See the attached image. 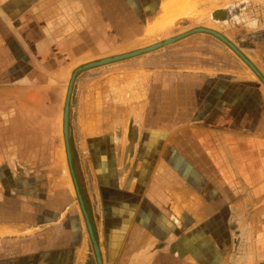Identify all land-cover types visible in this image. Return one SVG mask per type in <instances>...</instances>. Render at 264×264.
<instances>
[{
    "label": "crops",
    "instance_id": "1",
    "mask_svg": "<svg viewBox=\"0 0 264 264\" xmlns=\"http://www.w3.org/2000/svg\"><path fill=\"white\" fill-rule=\"evenodd\" d=\"M169 1L0 0V264H264V25L83 68Z\"/></svg>",
    "mask_w": 264,
    "mask_h": 264
},
{
    "label": "rangeland",
    "instance_id": "2",
    "mask_svg": "<svg viewBox=\"0 0 264 264\" xmlns=\"http://www.w3.org/2000/svg\"><path fill=\"white\" fill-rule=\"evenodd\" d=\"M249 1L248 3L246 0L169 1L165 6L168 11H165L166 15L164 16L163 19L162 18L160 19L161 20L160 25H158L159 32L161 31V33L156 34L157 29H155V31L153 29L154 32L152 34L154 38L153 42L158 43L164 41L168 37H174L176 35H179L180 33H184L199 27L214 29L224 35L227 34L226 36L229 37L231 41L233 40L239 41L238 39L240 38V36H238L239 35L238 33L245 34L249 30L251 23L252 24L256 23L259 26L264 25V0H249ZM152 2L153 1H151V3H146V5H150L152 8H155L154 11L152 12L154 13L156 11V4L154 7V3ZM233 6L235 7L237 6L239 8V12L233 14V15H237L239 19L238 17L236 19L235 17L229 16V19L223 20L224 17L217 18L216 15H214L217 12L218 14L222 12V16H225L226 12L222 10L223 9L227 11L231 10ZM235 31H237L238 38L235 37L234 34ZM234 37L236 39H233ZM85 39L86 38L83 37V42H86L87 44V41ZM85 46L87 47V45ZM111 56L114 55H110L108 57ZM120 60L122 61V59ZM120 60L108 62V64L107 63L105 64L106 65H111L113 63L116 64ZM90 73H91L90 75H96V72H94V70L93 72Z\"/></svg>",
    "mask_w": 264,
    "mask_h": 264
},
{
    "label": "water",
    "instance_id": "3",
    "mask_svg": "<svg viewBox=\"0 0 264 264\" xmlns=\"http://www.w3.org/2000/svg\"><path fill=\"white\" fill-rule=\"evenodd\" d=\"M197 31H204V32H208V33H211L213 35H215L216 37L220 38L222 41H224L226 44H228L238 55H240L242 57V59L247 63L249 64L252 69L258 74L261 76L259 70L254 66V64L235 46V44L233 42H231L224 34L214 30V29H211V28H206V27H199V28H195L193 30H190L188 32H185V33H182L180 35H176L174 37H169V38H166L164 41H161V42H158V43H154L152 45H149L147 47H143V48H140V49H137V50H134V51H130V52H127V53H123V54H118V55H114V56H111V57H107V58H104V59H101V60H98V61H94V62H90L88 64H86L83 68H88V67H92V66H95V65H101V64H105V63H108V62H112V61H116V60H120V59H124V58H128V57H131V56H134V55H138L140 53H143V52H146V51H151V50H154L162 45H165V44H169V43H172L173 41H175L176 39H179L185 35H188L190 33H194V32H197ZM78 70L75 71L74 75H73V78L71 80V83H70V86H69V89H68V98H67V103H66V106H65V111H64V131H65V136H66V140H67V144H68V127H69V108H70V105H69V99H70V95H71V92H72V86H73V82H74V77L75 75L77 74ZM90 226V225H89ZM90 230L92 232V229H91V226H90ZM92 236H93V233H92ZM93 240H94V247H95V251H96V254H97V257H98V260H99V263L101 264V258H100V252H99V247H98V244L96 242V240L94 239L93 237Z\"/></svg>",
    "mask_w": 264,
    "mask_h": 264
},
{
    "label": "bare ground",
    "instance_id": "4",
    "mask_svg": "<svg viewBox=\"0 0 264 264\" xmlns=\"http://www.w3.org/2000/svg\"><path fill=\"white\" fill-rule=\"evenodd\" d=\"M220 14L222 15V12H221ZM214 15H216V17H217V15H218V12H217L216 14H214Z\"/></svg>",
    "mask_w": 264,
    "mask_h": 264
}]
</instances>
